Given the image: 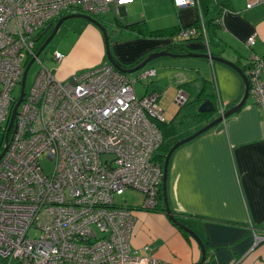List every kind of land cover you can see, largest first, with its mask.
I'll return each mask as SVG.
<instances>
[{"label": "built area", "instance_id": "obj_1", "mask_svg": "<svg viewBox=\"0 0 264 264\" xmlns=\"http://www.w3.org/2000/svg\"><path fill=\"white\" fill-rule=\"evenodd\" d=\"M134 1L0 0V133L8 146L0 158V264H165L150 246L133 247L132 207L115 202L135 188L145 192L143 207L158 203L164 171L155 155L166 118L156 92L140 96L135 89L156 74L154 68L134 75L106 62L60 81L44 65L11 120L20 96L14 92L30 60H39L36 41L47 38L46 28L52 31L72 9L118 15ZM172 2L177 8L198 4ZM198 31L190 25L177 38ZM247 44H255L254 35ZM64 57L60 50L52 56L56 63ZM244 72L250 96L264 111V57L251 54ZM188 101L180 87L175 102ZM262 237L255 233L256 242Z\"/></svg>", "mask_w": 264, "mask_h": 264}, {"label": "crops", "instance_id": "obj_2", "mask_svg": "<svg viewBox=\"0 0 264 264\" xmlns=\"http://www.w3.org/2000/svg\"><path fill=\"white\" fill-rule=\"evenodd\" d=\"M136 1L122 7L120 14L127 15L128 6ZM159 2L142 1L139 6L144 3L152 6ZM227 3L212 45L206 38L187 41L177 37L116 38L112 43L114 56L123 65L130 66L153 51L180 45L192 53L223 57L245 69L251 54L264 57V1L227 0ZM249 3L253 6L248 7ZM148 12L143 9L137 21H143L152 29L185 28L217 14L212 9V0H198L193 8H177L169 0L163 13L150 15ZM120 14L116 15L118 19ZM95 34L96 55L80 62L72 58L74 54L65 55L58 63L60 67L56 76L66 78L81 69L109 62L102 35L97 31ZM253 35L255 44L250 46L247 40ZM82 44L85 43L79 45ZM183 53L187 52L183 50L179 54ZM146 67L154 68L156 74L146 80L140 96L156 92L161 108V98L173 97V100L180 87L189 93L187 104L193 102L189 107L187 104L184 105L186 107L178 106L173 118L194 115L196 107L204 100H211L215 107L207 118L190 125L189 130L178 131L169 141L164 139L168 144L217 118L222 111L236 105L245 92L241 74L222 61L185 55L162 56ZM161 109L165 112L164 108ZM159 126L161 129L160 123ZM167 198L179 219L203 240L208 264H264V240L255 244V233L264 237V111L254 97L250 96L243 108L225 122L173 152L168 165ZM131 207L135 216L131 238L133 247L150 246L152 253L165 264H197L201 260L199 243L166 211L147 209L143 204Z\"/></svg>", "mask_w": 264, "mask_h": 264}, {"label": "rangeland", "instance_id": "obj_3", "mask_svg": "<svg viewBox=\"0 0 264 264\" xmlns=\"http://www.w3.org/2000/svg\"><path fill=\"white\" fill-rule=\"evenodd\" d=\"M146 2L149 0H137L136 3L130 4L128 6V13L127 15H119V19L116 17V15L113 12H107L103 13L100 16H94L97 19H101L104 25L107 29V34L109 35V41L111 43V47L114 48L113 41L118 38L121 40L134 38V31L133 29H130L129 26H127L130 23L136 22L139 20L142 10H146L150 15H158L163 13V11L166 10V5L169 0H160L158 4L155 5H148L147 3H144L139 6V3ZM156 1V0H154ZM154 3V2H153ZM171 3V2H170ZM143 19V16L141 17V20ZM152 29V28H151ZM99 32L103 37V43L105 46V40H104V33L103 30L98 27L95 23L88 21L83 18H69L67 19L63 25L61 26L60 30L56 34V36L53 38V40L46 46V48L42 51V53L39 56V60L37 59L34 61L32 66L29 68L27 81H26V90L28 91L35 79V76L38 72V70L42 66H47L50 69L53 70V72L57 73L58 68L60 67L56 61L53 60L52 56L55 50L62 51L65 55L71 54L72 58L76 60V62L84 61L85 59H89L96 55L97 47V35L95 32ZM45 41V40H44ZM43 39L36 41L37 46L39 47L43 42ZM83 41V42H82ZM80 43H85L82 45H79ZM77 44V45H76ZM218 44V42H217ZM74 49L70 52L69 49L73 46ZM108 60V59H107ZM42 61V62H40ZM149 64V63H148ZM59 66V67H58ZM82 70V69H81ZM75 73V72H74ZM73 74V73H72ZM134 75L136 74L133 73ZM132 74V75H133ZM60 81L65 80L66 78H60L56 76ZM146 80H143L142 82L138 81L135 84V89L138 94H142L144 91V85H146ZM20 91V87H17L14 94L18 95ZM189 94V93H188ZM177 94L175 95L174 99L173 97L167 98L162 97L160 100L161 108H164L165 112L164 117L166 118V121H160L161 125V131L163 134V138L169 141V138L176 134L178 131H187L189 130V126H181V118L175 117L173 118L174 114L177 111L178 105L175 102ZM165 101H168V103L165 104ZM187 104V103H186ZM185 104V105H186ZM164 105V106H163ZM191 103H188L186 106H190ZM183 106V107H186ZM199 106L196 107L195 115L199 112L198 111ZM186 116H184L185 118ZM194 118V117H193ZM180 127H185L184 130ZM203 127V126H202ZM187 128V129H186ZM181 129V130H180ZM200 129V128H199ZM197 129V130H199ZM195 130V131H197ZM192 134V133H191ZM189 134V135H191ZM187 135V136H189ZM185 136V137H187ZM183 137V138H185ZM181 138V139H183ZM180 140V139H179ZM177 140V141H179ZM176 141V142H177ZM168 143V142H166ZM174 144V143H173ZM5 146V142L3 141V135L0 133V147ZM169 152V151H168ZM159 153L163 154L162 149L159 150ZM45 168L49 172L52 169V164L50 161H44ZM145 200V192L140 189L135 188H129L125 190L123 194H119L115 196V202L118 205L123 206H139L144 203Z\"/></svg>", "mask_w": 264, "mask_h": 264}, {"label": "water", "instance_id": "obj_4", "mask_svg": "<svg viewBox=\"0 0 264 264\" xmlns=\"http://www.w3.org/2000/svg\"><path fill=\"white\" fill-rule=\"evenodd\" d=\"M83 18L86 19L88 21H91L93 23H95L98 27H100L103 30L104 33V40H105V46H106V56L107 59L109 61V63H111L113 66H115L118 70H120L121 72H126V73H133L135 71H138L139 69L145 67L148 63H150L151 61H153L154 59L158 58V57H162V56H181V55H185V56H191V57H206V58H210L211 60H218V61H222L226 64H229L230 66H232L235 70H237L241 76L243 77V80L245 82V92L244 95L242 97V99L233 107H231L230 109L224 111L221 115H219L217 118L213 119L212 121H210L209 123H207L206 125H204L202 128H200L199 130L195 131L194 133H192L191 135L180 139L179 141L175 142L169 152L167 153L166 159H165V163H164V174H163V187H164V193H165V208H166V212L169 214L170 218L177 223V225H179L181 228H183L185 231H187L190 236H192L200 245L201 249H202V258L201 260L197 263V264H203L206 261L207 258V251H206V247L205 244L203 242V240L201 239V237L198 235V233L191 228L188 224L184 223L181 219H179L178 216H176L173 211L171 210V207L169 205L168 202V198H167V176H168V165H169V161L170 158L173 154V152L182 144L194 139L195 137H197L198 135L204 133L205 131L217 126L218 124L225 122L227 118H229L231 115H233L234 113L238 112L239 110H241L243 108V106L246 104L248 98L250 97V81L248 79L247 74L244 72V69L239 66L238 64L229 61L223 57H219V56H215V55H211L210 53H192V52H187L184 54H179V53H175L172 51H169L167 49H163V50H159V51H153L151 53H149L147 56H145V58L138 63L137 65L133 66V67H126L123 66L121 63H119V61H117V59L114 56V53L112 51V47H111V43L109 41V35L107 34V29L106 27L94 16L90 15V14H86V13H69L67 15H64L62 17H60L58 19V21L56 22L54 28L52 29L51 33L49 34V36L45 39V41L42 43V45L40 46L38 52H37V56L39 57L40 54L42 53V51L46 48V46L53 40V38L56 36V34L58 33V31L60 30L61 26L63 25V23L69 19V18ZM49 28H46L45 31L43 32V34H45L48 31ZM35 58L31 59L30 62L27 64L22 81H21V90H20V96L19 99L13 109V113H12V121L14 120V118L17 115V110L19 105L21 104L24 95H25V91H26V81H27V76H28V71L29 68L32 66V64L34 63ZM199 112H213L215 111V107L213 106V103L211 102V100H204V102L199 106L198 109ZM7 145L4 148V151L1 153L0 158L4 155V153L7 150ZM264 240V237L261 238V240L259 242H255V244L257 245L258 243L262 242Z\"/></svg>", "mask_w": 264, "mask_h": 264}, {"label": "trees", "instance_id": "obj_5", "mask_svg": "<svg viewBox=\"0 0 264 264\" xmlns=\"http://www.w3.org/2000/svg\"><path fill=\"white\" fill-rule=\"evenodd\" d=\"M220 4L223 5V8H220V6H221ZM227 5H228L227 0H212V9L214 11H217V14L213 18H210V19H207V18L203 19L202 18L201 22L199 21V23L194 24L193 26L198 28L199 33L197 35L193 36L194 38L192 37V39H195V38L204 39V38H206V39H208V42L212 45L214 39H216V36H217L216 31H217V28L220 26V19L222 17L223 10H226ZM79 12H81V10H79V9H72L71 10V13H79ZM56 20H58V19H56ZM99 21L104 25V23L102 22L101 19ZM127 26H129L130 29H133L134 35H135L134 38L177 37L180 29L183 28V27H167V28H163V29H151L149 26L147 27L143 23V21H136V22L128 24ZM204 30L206 31V35L204 33ZM190 39L188 38V39H186V41L190 40ZM166 49L169 51H174L175 53L176 52L181 53V52H183V50L185 52H189V50L186 49V47L180 46V45L170 46ZM106 58H107V56H106ZM144 58L145 57H143L137 63L130 65V66L123 65L122 63L121 64L123 66H126V67H133V66L137 65L138 63H140ZM117 61H118V59H117ZM263 77H264V75H263ZM192 102L193 101H191L190 103H192ZM208 116H209V112H198L196 115L195 114L194 115L189 114L185 118L181 119L180 123H181V126L194 125L198 122H201L202 120H204ZM182 128H184V127H182ZM172 145L173 144H168V143L163 142V144L159 148V150L162 149L163 154L159 153V150H158L157 154L155 155V159L158 160L162 164L163 171H164V162H165L167 153L170 150ZM164 199H165V193H164V187H163V183H162L161 187L158 191V195H157V201H158L157 206L151 210L166 211ZM173 213L176 216H178L177 213H175L174 211H173ZM184 233L187 236H189L187 232L184 231ZM208 263H209V259L207 257L206 261L203 264H208Z\"/></svg>", "mask_w": 264, "mask_h": 264}, {"label": "flooded vegetation", "instance_id": "obj_6", "mask_svg": "<svg viewBox=\"0 0 264 264\" xmlns=\"http://www.w3.org/2000/svg\"><path fill=\"white\" fill-rule=\"evenodd\" d=\"M64 15H67V14H64ZM64 15H62V16H64ZM50 33H51V28L49 31H47V33L45 35H47V37H48ZM172 52H174V51H172Z\"/></svg>", "mask_w": 264, "mask_h": 264}]
</instances>
